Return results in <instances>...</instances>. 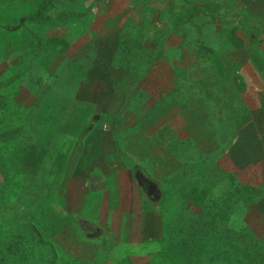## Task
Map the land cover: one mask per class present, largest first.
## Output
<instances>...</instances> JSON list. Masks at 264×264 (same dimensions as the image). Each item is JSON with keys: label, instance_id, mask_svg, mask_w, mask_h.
I'll use <instances>...</instances> for the list:
<instances>
[{"label": "rangeland", "instance_id": "obj_1", "mask_svg": "<svg viewBox=\"0 0 264 264\" xmlns=\"http://www.w3.org/2000/svg\"><path fill=\"white\" fill-rule=\"evenodd\" d=\"M38 1L0 0V264H264V0Z\"/></svg>", "mask_w": 264, "mask_h": 264}, {"label": "crops", "instance_id": "obj_2", "mask_svg": "<svg viewBox=\"0 0 264 264\" xmlns=\"http://www.w3.org/2000/svg\"><path fill=\"white\" fill-rule=\"evenodd\" d=\"M93 129L90 127L88 130V132L91 131L89 138L92 139L96 135L98 138H94L93 141L90 140L89 143H93L91 147L97 153L94 156L90 155L88 162L91 163L90 167L95 168L97 175L102 177V181H104L105 188L103 194L107 201L104 202V206L116 200L115 206H136L137 201H135L136 192H134L135 185L133 179L126 175L125 166L119 161L120 157L118 153L110 148V144L107 142L108 131L104 128L102 130L98 128V131H94Z\"/></svg>", "mask_w": 264, "mask_h": 264}, {"label": "trees", "instance_id": "obj_3", "mask_svg": "<svg viewBox=\"0 0 264 264\" xmlns=\"http://www.w3.org/2000/svg\"><path fill=\"white\" fill-rule=\"evenodd\" d=\"M188 1L189 0H181V3L183 5H185L188 3ZM203 4H205V3H203ZM51 9H52L51 0H39L38 4L36 6V9L28 15L21 16L19 19V23H21V25L25 21L35 22V23H45L52 18V16L48 15V11H50ZM81 15H83V13L60 12L55 17L57 19H61V18H65L67 16L79 17ZM242 20H243L244 29L247 32V34L249 35V37L256 42H263L264 43V36H262L260 33H257L254 31L252 21L247 17H244ZM19 23L15 24L13 26L4 25L3 28L6 30H9V31H13V30H16L17 28H19L18 27ZM89 129H90V125H88L86 130L88 131ZM72 161H73L72 159H69V163H71Z\"/></svg>", "mask_w": 264, "mask_h": 264}]
</instances>
